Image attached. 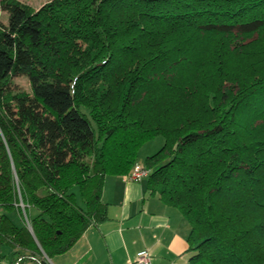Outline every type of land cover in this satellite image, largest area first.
<instances>
[{"label":"trees","instance_id":"trees-1","mask_svg":"<svg viewBox=\"0 0 264 264\" xmlns=\"http://www.w3.org/2000/svg\"><path fill=\"white\" fill-rule=\"evenodd\" d=\"M49 3L0 0V264L66 252L158 135L147 190L188 222L190 262L264 264V62L241 74L264 0Z\"/></svg>","mask_w":264,"mask_h":264},{"label":"crops","instance_id":"crops-1","mask_svg":"<svg viewBox=\"0 0 264 264\" xmlns=\"http://www.w3.org/2000/svg\"><path fill=\"white\" fill-rule=\"evenodd\" d=\"M101 200L106 219L90 225L66 252L43 256L47 264H132L141 251L150 254V264H192L188 222L158 193H149L147 178L106 175Z\"/></svg>","mask_w":264,"mask_h":264},{"label":"rangeland","instance_id":"rangeland-1","mask_svg":"<svg viewBox=\"0 0 264 264\" xmlns=\"http://www.w3.org/2000/svg\"><path fill=\"white\" fill-rule=\"evenodd\" d=\"M18 2L28 6L33 12L38 11L39 9L43 8L44 6H47L50 4L52 0H17ZM48 9V8H47ZM78 8L76 7H69L65 5H56L52 11V15L55 16V18L64 20L68 19L72 15L75 17L78 14ZM7 13L5 11L0 12V21L2 23L7 22ZM255 39V38H254ZM253 39H250L249 42H251ZM83 45V44H82ZM84 46V45H83ZM256 51H250L249 55H247V59H244V65L241 68V74L243 75H249L252 72H255L256 70H260L259 67L255 66L256 62H264V34L262 36V40L259 44V54L255 57ZM44 55V54H43ZM242 60V58L238 57ZM62 60V57L59 58ZM256 68V69H254ZM14 84V88L18 89L20 92H26L30 93L29 83L25 76H18L13 78L12 80ZM262 137H264V131L260 133ZM164 143V139L161 135H158L154 137L153 139L145 142L140 149L138 150L136 160L138 164L143 165L146 160V156L153 154L154 152L158 151L161 146ZM32 213V212H31ZM9 217L17 224L22 223L19 216L16 214V212H11L9 214ZM8 259V257H6ZM21 264H36L33 261H23Z\"/></svg>","mask_w":264,"mask_h":264},{"label":"built area","instance_id":"built-area-1","mask_svg":"<svg viewBox=\"0 0 264 264\" xmlns=\"http://www.w3.org/2000/svg\"><path fill=\"white\" fill-rule=\"evenodd\" d=\"M149 171L143 165L135 163L131 171L128 173V178L133 181H139L142 178H147ZM151 256L147 251H141L136 255L132 264H150Z\"/></svg>","mask_w":264,"mask_h":264}]
</instances>
